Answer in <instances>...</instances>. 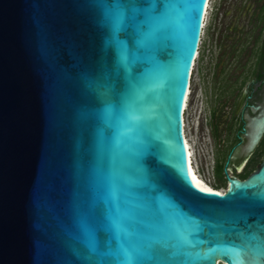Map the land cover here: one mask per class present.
Masks as SVG:
<instances>
[{
  "label": "water",
  "instance_id": "1",
  "mask_svg": "<svg viewBox=\"0 0 264 264\" xmlns=\"http://www.w3.org/2000/svg\"><path fill=\"white\" fill-rule=\"evenodd\" d=\"M207 3L0 0V264H264V161L188 168Z\"/></svg>",
  "mask_w": 264,
  "mask_h": 264
},
{
  "label": "flooded vegetation",
  "instance_id": "2",
  "mask_svg": "<svg viewBox=\"0 0 264 264\" xmlns=\"http://www.w3.org/2000/svg\"><path fill=\"white\" fill-rule=\"evenodd\" d=\"M231 7L235 13L232 31L248 29V38L252 44L259 41V46L249 50L255 56L254 67L235 68L229 73L221 67L209 90V115L200 133L211 140L213 185L225 189L230 178L244 179L264 161V135L252 148V122L264 102V0H232ZM240 12L238 25L235 19ZM238 38L235 41L239 43Z\"/></svg>",
  "mask_w": 264,
  "mask_h": 264
},
{
  "label": "rangeland",
  "instance_id": "3",
  "mask_svg": "<svg viewBox=\"0 0 264 264\" xmlns=\"http://www.w3.org/2000/svg\"><path fill=\"white\" fill-rule=\"evenodd\" d=\"M232 0H209L204 18L199 55L192 70L188 98L184 109V135L189 139L192 152V165L200 178L215 188L211 175V140L202 137L201 126L209 115V101L212 99L210 86L217 81L216 73L223 67L229 73L235 68L254 67L255 56L250 48L259 46V41L252 44L249 30L240 27V31L231 29L234 12ZM240 25L242 12L235 19ZM241 20V21H240ZM239 35L241 42L235 41ZM235 52V53H233ZM233 53V54H232ZM250 71V70H249ZM226 73V72H225ZM246 79L250 74L247 73ZM225 188H218L223 191ZM223 264V263H220Z\"/></svg>",
  "mask_w": 264,
  "mask_h": 264
},
{
  "label": "bare ground",
  "instance_id": "4",
  "mask_svg": "<svg viewBox=\"0 0 264 264\" xmlns=\"http://www.w3.org/2000/svg\"><path fill=\"white\" fill-rule=\"evenodd\" d=\"M208 2H209V0H208ZM207 8H208V3H207L206 10H207ZM205 15H206V11H205ZM204 18H205V16H204ZM203 26H204V24H203ZM189 92H190V91L188 90V93H189ZM187 98H188V95L186 96V100H187ZM185 106H186V101H185V103H184V108H185ZM184 138H185L186 145H187V150H188V168H189L190 171L195 175V177L201 182V184L206 188V190L215 189V188L211 187L209 184H207V183H206L202 178H200V177L198 176V174L196 173V171H195V169H194V167H193V165H192V152H191V146H190L189 139L187 138L186 134L184 135ZM215 190H218V189H215ZM218 191H219V192H222V191H220V190H218Z\"/></svg>",
  "mask_w": 264,
  "mask_h": 264
},
{
  "label": "trees",
  "instance_id": "5",
  "mask_svg": "<svg viewBox=\"0 0 264 264\" xmlns=\"http://www.w3.org/2000/svg\"><path fill=\"white\" fill-rule=\"evenodd\" d=\"M199 48H200V46H199ZM198 55H199V51H198ZM198 55H197V56H198ZM215 189H218V188H217V187H215ZM219 264H220V263H219Z\"/></svg>",
  "mask_w": 264,
  "mask_h": 264
}]
</instances>
